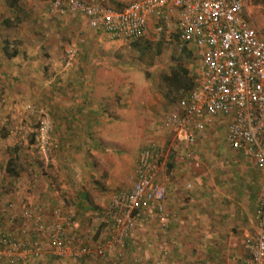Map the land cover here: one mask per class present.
Wrapping results in <instances>:
<instances>
[{
  "label": "crops",
  "instance_id": "crops-1",
  "mask_svg": "<svg viewBox=\"0 0 264 264\" xmlns=\"http://www.w3.org/2000/svg\"><path fill=\"white\" fill-rule=\"evenodd\" d=\"M81 1L99 4L98 0ZM89 42L105 43L100 36H91ZM51 54L54 56L48 60L54 69L57 53L54 50ZM72 66L68 69L69 81L64 85L73 99L44 102L51 111L48 121L51 139L57 149L41 151L47 161V165H41V168H46L44 171L48 174L55 172V175L51 179L41 175V192L37 197L29 198L30 201L23 204H18L21 201L17 199L14 203L4 201L6 207L0 208V212L4 214L6 208L9 209L7 215L15 211L17 219L20 218L28 229V223L21 217L23 211L32 210L48 220L52 210L61 207L72 216L78 234L87 240V216L92 213L102 215L103 224L111 197L131 186L128 176L130 167L135 164L127 156L125 147L128 136L124 127L127 114L125 93L149 91L150 86L142 83L140 76H136L138 83L125 80L119 64L112 72L110 61L101 53L80 52ZM197 76L196 80L199 72ZM111 80H116L117 85L112 86ZM136 107L135 116L142 110L150 111L143 103ZM206 123L205 137L192 146L198 167L187 165L183 142L172 131L164 128L169 139L165 143H153L165 150L158 181L167 189L164 203L166 226L161 231L157 223H151L152 226L144 227L133 240L135 247L143 249L144 259H148L149 264L248 262L245 241L258 231L262 174L252 161L229 148L224 136L226 122L222 117ZM11 162V158L8 159L6 170L12 169L13 174H7L15 177L18 172ZM55 186L64 190L52 191ZM39 197L41 200L37 201ZM105 227L104 223L100 231L96 230L99 237L104 235ZM16 231L12 230L13 235L20 236ZM148 242L152 245L146 247ZM162 242L169 252L166 257L159 250ZM49 258L56 259L47 253L40 261L44 264Z\"/></svg>",
  "mask_w": 264,
  "mask_h": 264
},
{
  "label": "built area",
  "instance_id": "built-area-1",
  "mask_svg": "<svg viewBox=\"0 0 264 264\" xmlns=\"http://www.w3.org/2000/svg\"><path fill=\"white\" fill-rule=\"evenodd\" d=\"M247 7L248 0H135L122 9L53 0L48 11L56 17H85L90 29L116 41H137L153 30H163L175 34L198 59L199 79L173 104L163 127L182 140L187 165L195 168L199 162L192 146L205 137L206 122L217 117L225 120L229 148L252 161L262 174L258 231L245 244L247 264H264V35L248 19ZM66 55L70 62L75 51L70 48ZM50 131L44 115L36 133L42 151L52 146ZM164 160L163 147L149 144L139 152L130 188L114 193L105 209V239L94 250L63 208H54L48 220L26 210L21 217L29 228L21 230L20 236L0 230V264H34L47 253L58 259L102 257L108 250L124 251L133 245L143 224L157 223L164 231L167 189L158 181ZM7 218L15 225L17 213L12 211ZM159 250L168 256L164 244ZM130 264L141 260L134 257Z\"/></svg>",
  "mask_w": 264,
  "mask_h": 264
},
{
  "label": "rangeland",
  "instance_id": "rangeland-1",
  "mask_svg": "<svg viewBox=\"0 0 264 264\" xmlns=\"http://www.w3.org/2000/svg\"><path fill=\"white\" fill-rule=\"evenodd\" d=\"M51 1L0 0V208L6 207L4 203H14V199L21 201L18 204L30 201L29 198L34 199L41 192V175L48 179L55 175V172L48 174L44 171L46 168H41V165H47V161L36 140L38 121L44 115L48 119L51 117L45 101L67 102L73 99L64 83L69 81L68 69L73 67L80 52L101 53L110 61L112 72L119 64L125 80L138 83L136 76H140L141 82L150 86L149 91L125 93L127 114L124 127L128 135L125 147L127 156L131 161L134 160L133 164L142 148L155 141L165 143L169 139L163 127V119L186 90L182 88L183 84L186 85L184 79L181 78V83H172L169 78L175 72L182 73L183 69L193 79L198 77V59L177 40L175 34L153 30L147 37L137 41L112 40L90 29L85 23V17H56L49 14ZM132 1L135 0H98L99 4L112 9H122ZM247 15L264 35V0H248ZM91 36H100L105 43L92 44L89 42ZM70 48L75 51V55L67 62L66 52ZM54 50L57 62L53 69L50 61ZM14 52L17 54L11 56ZM110 83L116 86L118 82L111 80ZM139 103L148 105L150 111L142 110L138 115H133ZM50 143L52 146L48 149L56 150L57 146L52 144L51 138ZM9 157L11 165L18 172L15 177L6 172ZM133 168L130 167V175ZM55 190L58 192L64 189L55 186L52 191ZM40 200L39 197L37 201ZM8 211L6 208L4 214L0 212L1 232H12L15 229L20 235L26 226L20 218L14 226L11 225L7 218ZM101 216L92 213L87 216L89 221L85 220L89 234L84 241L93 250L104 238V235L99 237V233L96 234V230L100 231L99 228L104 225ZM151 245V242L146 243V247ZM119 253L122 255L119 256ZM134 257L140 258L141 264H149L148 259H144L143 249L135 247V244L124 251L108 250L104 257L49 258L44 264H130ZM34 264L42 262L39 260Z\"/></svg>",
  "mask_w": 264,
  "mask_h": 264
},
{
  "label": "trees",
  "instance_id": "trees-1",
  "mask_svg": "<svg viewBox=\"0 0 264 264\" xmlns=\"http://www.w3.org/2000/svg\"><path fill=\"white\" fill-rule=\"evenodd\" d=\"M17 53L16 52H14L13 53V55H11V56H15ZM189 54H190V52H189ZM181 78L182 79H184V83H186V87L184 86V84H183V86H182V88H186V90L184 91L185 93L183 94V95H185L188 91H190L194 86H195V82H194V79H193V76H189V73H188V71L187 70H184L183 69V71H182V73H180V74H178L177 72H175L173 75H172V77L171 78H169L170 79V81L172 82V83H181L182 81H181ZM181 81V82H180ZM195 81H196V79H195ZM50 135H51V131H50ZM50 138H51V136H50ZM34 140H35V136L33 135L32 136V141L34 142ZM51 142H52V144H56L54 141H52V139H51ZM57 146V145H56ZM6 172L7 173H9V174H13L12 173V169H10V168H7V170H6ZM147 225H151V223L149 224V223H146V224H143L142 225V227L141 228H139L138 229V233H140L139 231L140 230H142V228H144L145 226H147ZM106 228V227H105ZM105 230V229H104ZM136 232V233H137ZM103 234H104V231H103ZM129 246H131L130 244L129 245H127V247H129ZM127 249V248H126ZM90 257V256H89ZM102 257H104V256H102Z\"/></svg>",
  "mask_w": 264,
  "mask_h": 264
}]
</instances>
